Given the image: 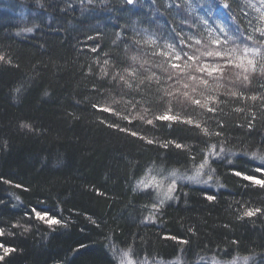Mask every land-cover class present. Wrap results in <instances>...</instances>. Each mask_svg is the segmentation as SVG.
Returning <instances> with one entry per match:
<instances>
[{
	"label": "trees",
	"instance_id": "1",
	"mask_svg": "<svg viewBox=\"0 0 264 264\" xmlns=\"http://www.w3.org/2000/svg\"><path fill=\"white\" fill-rule=\"evenodd\" d=\"M134 3L0 0V243L16 249H0V264H264V188L234 175L264 179L253 158L264 155V0ZM174 35L184 43L166 56L154 50L157 36ZM240 52L256 65L243 63L247 79L226 64ZM175 53L182 72L170 65ZM205 64L223 72H198ZM170 75L195 86L190 103L169 95L178 90ZM190 75L198 79L188 83ZM168 109L201 128L155 120ZM170 140L185 147L161 146ZM212 146L218 156L207 153ZM205 157L203 174L217 189L183 184ZM175 171L174 198L157 211L155 187L142 193L136 182L148 174L160 185ZM32 208L61 224L34 218Z\"/></svg>",
	"mask_w": 264,
	"mask_h": 264
},
{
	"label": "snow or ice",
	"instance_id": "2",
	"mask_svg": "<svg viewBox=\"0 0 264 264\" xmlns=\"http://www.w3.org/2000/svg\"><path fill=\"white\" fill-rule=\"evenodd\" d=\"M127 2L129 4L133 3V0H127ZM224 7H227V5H224ZM264 34V33H262ZM89 39H93L92 37H89ZM215 43L219 44L220 41H214ZM181 43H183V41H181ZM197 43H199V41H197ZM226 43V41H225ZM171 47V46H169ZM92 51H96L97 49L96 48H93L91 49ZM183 51V50H181ZM258 51V49H257ZM162 55H167L166 53H160ZM206 55L208 56H213L215 55L216 57H220L221 59H224V56H225V53L223 52H220V51H217L215 53L209 51L206 53ZM184 56L187 57L189 60L193 59V57L191 56H188V53L187 52H184ZM5 58L0 56V60H4ZM133 60H135L136 58L135 57H132ZM172 59L173 60H181L182 59V56L180 55V53H175L174 56H172ZM10 63V61H8ZM105 63H107V61H105ZM227 63H231V61H227ZM248 63L252 66V70L255 71L256 70V65L254 63V61L252 60H249ZM171 67L173 69H180L181 72L183 71L182 67L180 64H176V63H172L171 64ZM127 71V70H125ZM197 71L198 72H201V73H207V75L211 76L214 72H223V67L220 66V65H216V66H213V67H207V66H201L199 68H197ZM129 75L131 76H134L135 73L134 72H128ZM105 75H107V73H105ZM117 75H119L117 73ZM115 78V77H113ZM121 80H124V76H120L119 77ZM171 75L169 76V79H171ZM149 79H151V77H149ZM189 79H191L192 81H196L198 79L197 76L195 75H190L189 76ZM200 81L204 84V85H207L208 81L206 79H204L203 77H199ZM245 79H247V77H245ZM129 87H131V85H129ZM185 88L188 87L187 84L184 85ZM19 91V90H17ZM170 96L174 95L172 93H169ZM183 95L185 97L188 96V93L185 92L183 93ZM232 95H236V93H232ZM251 99L255 100L256 97L253 96L251 97ZM194 104L200 106V107H205L206 105L205 104H202L201 103V100L199 99H196V100H193L192 101ZM93 107L97 108L99 111H103V112H109V113H114V110L111 109V108H108V107H100L98 105H93ZM207 110L209 112H215V108H212V107H208ZM124 119H127V117H124ZM141 119H143V117H141ZM155 120H158V121H166V122H169L167 126H171L172 123H181V124H188V125H191V126H194L195 128H201V125L198 124V123H195L191 118L189 119H183L182 117L178 116V115H173L171 114V109H168L167 111H165L162 115H157L155 116ZM129 123H131V121H129ZM147 124L151 125L153 124V120L152 119H148L146 121ZM25 127H28L27 125H25ZM109 127H115L117 128L119 131H123V132H127L129 135L133 136V137H138L139 139H145L144 137L142 136H139V134L135 131H131L129 132L128 129L126 128H120L118 124H113V125H109ZM203 131V133L205 135H216V136H219L220 133L219 132H209L207 128H202L201 129ZM147 143L148 144H152L154 143L153 140H147ZM169 144H172L175 148H184L185 146L182 145V144H179V143H176L175 141H167L165 143H163L161 146L162 147H165L167 148ZM221 151H223V149H221ZM211 154L213 156H216L218 155V153H216L215 151V146H212V152ZM253 158L254 159H257L261 162L262 166L261 167H257L256 171L257 172H261L262 174H264V155L262 156H256V154H253ZM191 159L193 161H195V156H192ZM208 164V160H207V157L204 158V160L198 164L197 166V170H196V174L192 177H187V179L189 180H193L195 181L197 179L198 176H200L202 174V170L206 167V165ZM172 175H175V173H173ZM234 175L236 176H242V178L244 180H248V181H251L252 183L256 184V185H259L260 187L264 188V179H258V178H255V177H252V176H247V175H243L241 172L239 171H236L234 172ZM8 182V181H6ZM143 183V182H142ZM155 187V188H159L160 185H149V184H144V187L145 188H148V187ZM17 187H19V185H17ZM175 188H176V185H175V182L173 181L171 184H169L168 188H167V191L164 193V196L162 199L159 200V204H154L153 207L156 208L157 211H159V207L162 206L165 202V200L167 199H173L174 197L171 195L174 191H175ZM208 200H214L215 199V196H212V195H208L206 197ZM262 210L257 208L255 210H246L244 212V216H247V217H252V216H255L257 213L261 212ZM30 213L32 214V216L36 219H39L40 221L48 224V225H59L61 224V220L60 219H57L53 216L50 215V213L47 211V210H37V208H32L30 209ZM4 235V230L3 229H0V236H3ZM166 238H170V239H177L176 237H166ZM181 243H187L186 240L184 241H180ZM0 249H3V252L5 255H8L10 254L11 252H14L16 251L15 248H11V247H6L3 243H0ZM125 255H127L125 253ZM4 257L3 256H0V260H3Z\"/></svg>",
	"mask_w": 264,
	"mask_h": 264
},
{
	"label": "bare ground",
	"instance_id": "3",
	"mask_svg": "<svg viewBox=\"0 0 264 264\" xmlns=\"http://www.w3.org/2000/svg\"><path fill=\"white\" fill-rule=\"evenodd\" d=\"M126 2H127V0H126ZM135 0H133V3H131V4H129L128 2H127V4L128 5H130V6H132V5H134L135 3ZM110 13L111 12H109V10L108 11H106V13H104V17H108V18H111V15H110ZM144 21V20H143ZM150 30V29H149ZM150 32H152L151 30H150ZM153 33V32H152ZM172 40L171 41H169L167 38L165 39V38H162L161 36H157V42L156 43H154V50H156L157 52H158V54L159 53H166L167 54V52L169 51V53H170V51H174V49L181 43V41H183V43H184V39L181 37V36H178V35H174L172 38H171ZM169 46H171V47H169ZM184 53V52H183ZM161 56H166V55H162V54H160ZM172 64V62H170V65ZM186 103V102H185ZM216 151V153H218L219 151H217V150H215ZM211 152H212V147L209 149V150H207V153L208 154H210V155H212L211 154ZM206 153V154H207ZM213 156V155H212ZM216 156H218V155H216ZM223 158V157H222ZM221 158V159H222ZM254 165L256 166V169H257V167H261V165H258V163H254ZM203 172L204 173H206V169H203L202 170V177L203 178H205L206 179V181H204L203 180V178L201 179L200 178V176H198L197 178H199V180H195V181H193V180H189V179H187V177L186 178H184L183 179V184H189V185H193V186H196V185H201V187H204V188H206V187H208L209 185H211V184H214L213 183V181L210 179V178H207L206 177V175H204L203 174ZM173 173H175V175H172ZM173 173H171V174H168L166 177H165V180L167 181V182H170V183H172L173 181H175V184H176V182L178 181V174H177V172L175 171V172H173ZM207 174V173H206ZM148 175V174H147ZM143 176V178H141V179H139L137 182H136V188H137V190L139 191V192H142V193H144V192H149V188L151 187H148V188H145L144 187V184H149V185H152V184H150L153 180H151V177L150 176ZM194 176V175H193ZM188 177H192V175L191 176H188ZM143 182V183H142ZM211 188H213V190L215 189H217V186H216V184H214ZM163 197L161 196V198L160 199H162ZM157 199H158V201H159V197H157ZM170 200V199H169ZM210 260L212 261V260H215L216 262H219V263H230V264H233V263H235V264H239L238 263V259H236V258H233L232 260H228V261H226V260H217V259H214V258H210ZM173 262H175V264H179L180 262L181 263H183L182 261H173ZM184 264V263H183Z\"/></svg>",
	"mask_w": 264,
	"mask_h": 264
},
{
	"label": "rangeland",
	"instance_id": "4",
	"mask_svg": "<svg viewBox=\"0 0 264 264\" xmlns=\"http://www.w3.org/2000/svg\"><path fill=\"white\" fill-rule=\"evenodd\" d=\"M246 51L244 52V54L242 55V53L240 52V53H238V54H235V55H231L230 56V58H226V64L231 68V69H233V71H235L236 72V70H234V68L233 67H239V68H237V69H239V74H238V78H240V79H245V77H248L250 74V69H251V67H245V65L243 64V63H245L246 61H249V60H246V58H244V60L242 61L239 57L242 55L243 57H244V55H245V57H246ZM225 54H226V52H225ZM248 54V53H247ZM231 61V63H233V64H231V63H227V61ZM172 63L174 62V61H176V60H170ZM211 64H213L212 62H210ZM204 66H207L208 67V64H205ZM248 66H249V64H248ZM249 72V73H248ZM178 73V72H177ZM176 74V73H175ZM174 74V75H175ZM177 75V74H176ZM149 76L150 77H152L153 75H151V74H149ZM173 76V75H172ZM181 76L180 77H178V78H171L170 80H168L167 81V84H169V83H172V84H176V85H178V90L177 89H171L170 91H169V93H172V94H175L177 97H179L180 99H184L186 102H189L188 100H189V98H188V96L189 95H192L193 93H195V92H198L197 91V89H195V88H193V87H195V86H191V85H188V87L187 88H185L184 87V85L186 84V82H183L182 80H181ZM187 80L189 79V78H186ZM190 80V82H188V83H192L193 81L191 80V79H189ZM173 81V82H172ZM171 85V84H170ZM169 85V86H170ZM193 88V89H192ZM179 89H180V91H179ZM185 92H187L188 93V96L187 97H185L184 95H183V93H185ZM204 99H206V98H204ZM203 99V100H204ZM190 103V102H189ZM196 180H199V178H197ZM200 181V180H199ZM175 182V181H174ZM169 184H171L170 182H167V181H165V182H163L162 184H160V187L159 188H155V191H156V195H157V197H159V200H160V198H161V196L163 197L164 196V193L167 191V188H168V186H169ZM157 185H159V184H157ZM167 200H169V199H167ZM166 201V200H165ZM125 260H127V259H124V260H121L120 261V263L119 264H132L129 260H127V261H125ZM201 264H222V263H219V262H216L215 260H212V261H202L201 262ZM223 264H226V263H223ZM227 264H230V263H227ZM233 264H235V263H233Z\"/></svg>",
	"mask_w": 264,
	"mask_h": 264
}]
</instances>
